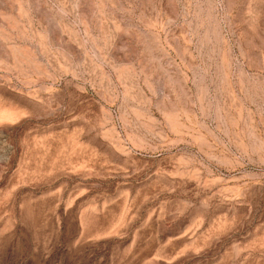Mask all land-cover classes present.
Here are the masks:
<instances>
[{"label": "rangeland", "instance_id": "374dc122", "mask_svg": "<svg viewBox=\"0 0 264 264\" xmlns=\"http://www.w3.org/2000/svg\"><path fill=\"white\" fill-rule=\"evenodd\" d=\"M0 264H264V0H0Z\"/></svg>", "mask_w": 264, "mask_h": 264}]
</instances>
